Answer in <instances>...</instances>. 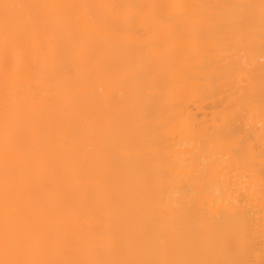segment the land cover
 Listing matches in <instances>:
<instances>
[{"label": "bare ground", "instance_id": "1", "mask_svg": "<svg viewBox=\"0 0 264 264\" xmlns=\"http://www.w3.org/2000/svg\"><path fill=\"white\" fill-rule=\"evenodd\" d=\"M5 2L0 260L264 264V0Z\"/></svg>", "mask_w": 264, "mask_h": 264}, {"label": "snow or ice", "instance_id": "2", "mask_svg": "<svg viewBox=\"0 0 264 264\" xmlns=\"http://www.w3.org/2000/svg\"><path fill=\"white\" fill-rule=\"evenodd\" d=\"M20 7L23 6L0 0V24L3 27L6 45L20 29L26 27V23L20 15L13 12L14 9ZM17 191L18 189L15 184L6 183L4 193L5 229L2 239H0V246H2L5 255L13 254L21 243L19 234L11 226L15 213L14 197ZM0 264H27V262L7 259L0 260Z\"/></svg>", "mask_w": 264, "mask_h": 264}, {"label": "rangeland", "instance_id": "3", "mask_svg": "<svg viewBox=\"0 0 264 264\" xmlns=\"http://www.w3.org/2000/svg\"><path fill=\"white\" fill-rule=\"evenodd\" d=\"M215 109V105L214 104H212V111Z\"/></svg>", "mask_w": 264, "mask_h": 264}]
</instances>
